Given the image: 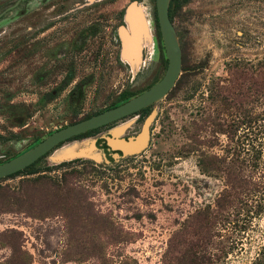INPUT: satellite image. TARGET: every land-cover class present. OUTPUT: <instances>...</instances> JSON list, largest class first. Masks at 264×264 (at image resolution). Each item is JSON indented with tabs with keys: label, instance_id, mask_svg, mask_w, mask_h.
Returning <instances> with one entry per match:
<instances>
[{
	"label": "rangeland",
	"instance_id": "1",
	"mask_svg": "<svg viewBox=\"0 0 264 264\" xmlns=\"http://www.w3.org/2000/svg\"><path fill=\"white\" fill-rule=\"evenodd\" d=\"M126 2L27 0L3 14L0 163L163 75L155 39L139 71L121 59L117 10L136 1ZM137 3L155 37L151 1ZM173 22L180 75L125 131L152 113L146 146L108 161L56 162L52 151L35 172L0 179V264H264V0H186ZM242 110L258 120L238 130H248L239 172L227 127ZM202 152L214 168L202 170Z\"/></svg>",
	"mask_w": 264,
	"mask_h": 264
},
{
	"label": "water",
	"instance_id": "2",
	"mask_svg": "<svg viewBox=\"0 0 264 264\" xmlns=\"http://www.w3.org/2000/svg\"><path fill=\"white\" fill-rule=\"evenodd\" d=\"M169 3L170 0H156L155 4L162 44L165 51V57L167 59V65L162 77L144 91L132 96L124 102L89 117L60 127L59 129L45 136L33 147L7 161L0 163V179L8 177L11 174L31 165L41 156L45 155L50 150L74 136L106 125L131 113H135L142 108L155 104L173 88L181 72L182 47L179 43V38L174 23L169 17ZM151 37L153 39L152 31ZM122 40L124 50V47L131 44L130 38L126 31L122 35ZM152 118L153 114L150 113L145 118L140 131L135 135L129 136L128 138L121 137L120 135L113 136L108 134L104 135L102 138L106 141V144L111 149L120 150L122 152V156L135 154L141 151L147 144L149 138V125L152 121ZM96 150H99V147L96 146L95 140H93L89 150L87 151ZM99 152H101L102 160L108 161L105 153L102 152V150ZM113 157L118 159L120 155L115 153Z\"/></svg>",
	"mask_w": 264,
	"mask_h": 264
},
{
	"label": "bare ground",
	"instance_id": "3",
	"mask_svg": "<svg viewBox=\"0 0 264 264\" xmlns=\"http://www.w3.org/2000/svg\"><path fill=\"white\" fill-rule=\"evenodd\" d=\"M125 22L127 26L122 27L121 32L122 35L123 33H125V31L128 33L131 44L124 47L123 50L124 60L130 61V63L132 64L133 71L137 72L142 63V55H141V52L143 51L142 49L144 48L145 45H150L151 39L149 36L147 21L144 17V14L141 12L138 5L136 4V2H134L128 8L127 14L125 16ZM112 135L119 136L116 133ZM93 140H94L93 138H87L84 140H75V141H80L82 143L81 147L78 150H74L70 148L68 143L66 142L65 145L62 144L64 146L60 145L62 147L59 146L60 148L58 147H57L58 149L56 148L57 150L55 151L53 158L56 162H59L66 158L75 155H80L84 157L94 158L96 161H102L101 152H99V150L87 151L89 150Z\"/></svg>",
	"mask_w": 264,
	"mask_h": 264
},
{
	"label": "flooded vegetation",
	"instance_id": "4",
	"mask_svg": "<svg viewBox=\"0 0 264 264\" xmlns=\"http://www.w3.org/2000/svg\"><path fill=\"white\" fill-rule=\"evenodd\" d=\"M22 1H27V0H15L14 1V3L12 4V5H10V6H8L7 8H5V9H3V10H1L0 11V19L1 18H3V14L6 12V11H8V10H10L11 8H13V7H15V6H17L20 2H22ZM83 0H73V5H75V6H77V8H81V7H83V6H85V5H89L91 2H92V0H87V1H89L88 3H83L82 2ZM111 1H115V0H111ZM132 1H136V4L138 5V1H141V0H127V5L128 4H130ZM143 2H145V3H147L148 2V0H142ZM149 1H151V3H152V6H153V21H154V30H155V37H153V39H152V37H151V29H150V26H149V23H148V19H147V13L146 14H144V17H145V19H146V21H147V25H148V29H149V36H150V39H151V43H150V45H145L144 46V48H149L150 49V47H152L153 46V40L155 39V41H157V33H156V24H155V14H156V0H149ZM148 4V3H147ZM149 6V5H148ZM124 7H125V5H123L120 9H118L117 10V20L118 21H122L123 22V26L122 27H125V26H127L126 25V22H125V16H126V12L128 11L127 9H126V11L124 10ZM138 7H139V5H138ZM140 9V8H139ZM142 12V11H141ZM169 13V12H168ZM127 17H128V15H127ZM156 17H157V15H156ZM158 21V20H157ZM173 21V20H172ZM174 23V22H173ZM159 26V25H158ZM122 27H120L119 28V31H118V37L120 38V40H122V32H121V30H122ZM122 43H123V40H122ZM143 48V49H144ZM142 49V50H143ZM164 53H165V51H164ZM141 55H142V52H141ZM121 59L124 61V56H122L121 55ZM142 60H143V56H142ZM128 63H129V65L132 67V64L130 63V61H128V60H126ZM141 65H142V63H141ZM141 65H140V67H141ZM167 65V64H166ZM140 67H139V69H140ZM166 68V67H165ZM133 69V68H132ZM139 69H138V71H139ZM165 71V70H164ZM164 74V73H163ZM162 77V76H161ZM160 77V78H161ZM159 78V79H160ZM158 79V80H159ZM156 82V81H155ZM154 82V83H155ZM151 86V85H150ZM149 86V87H150ZM147 89V88H146ZM145 90V89H144ZM144 90H142V91H144ZM142 91H140V92H142ZM58 92V91H57ZM140 92H137V93H135L134 95H136V94H138V93H140ZM133 95V96H134ZM132 96H130V97H128L127 99H129V98H131ZM122 99V98H121ZM127 99H122V102H124L125 100H127ZM122 102H120V103H122ZM120 103H118V104H120ZM118 104H114L113 106H111V107H114V106H116V105H118ZM154 105V104H153ZM153 105H150V106H147V107H149V111H150V108L153 106ZM110 107V108H111ZM147 107H145V108H147ZM109 109V108H108ZM142 109H144V108H142ZM142 109H140L139 111H137V112H135V113H131V114H129V115H127V116H125V117H122V118H120V119H118V120H116V121H113V122H111V123H108V124H106V125H103V126H100V127H97V128H94V129H91V130H97V131H95L93 134H86V135H84V136H79V135H82V134H85V133H87L88 131H91V130H88V131H86L85 133H81V134H79V135H77V136H74V137H72V138H70L69 140H67V141H65V142H63V143H61L60 145H62V144H64L65 145V143L67 142V143H69V141L70 142H72V141H75V140H84V139H87V138H93V137H98V136H100L99 135V129L101 128V127H107L106 129H105V133L104 134H106V133H108L109 135H112V134H118V135H120L121 137H124V138H128L129 136H132V135H135L136 133H138L139 131H135V132H133V133H126L125 131H127L128 130V128L132 125V123L134 122V116H137L138 115V117L139 116H144V115H147L148 113H149V111L146 113V114H143L142 112H140ZM104 111V110H103ZM101 112V111H100ZM97 113H99V112H97ZM96 114V113H95ZM94 115V114H93ZM91 116V115H90ZM87 117H89V116H87ZM84 118H86V117H84ZM83 119V118H82ZM124 119H126V120H124ZM81 120V119H80ZM78 121V120H77ZM119 121V122H118ZM75 122V121H74ZM116 122H118V124H115ZM73 123V122H72ZM59 129V128H58ZM55 131V130H54ZM124 132V133H123ZM42 140V139H41ZM40 140V141H41ZM96 140H99V142L97 143V147H99V151L100 150H102V152H104V153H113V155L115 154V153H118L119 155H120V157H123L122 156V152L120 151V150H113V149H111L107 144H106V141L103 139V138H97V139H95V141ZM39 141V142H40ZM60 145H58L57 147L58 148H60V147H62V146H64V145H62V146H60ZM60 146V147H59ZM57 147H55L54 149H52V150H50L49 152H47L45 155H43V156H41V157H48V155L54 150V153H55V151L58 149ZM57 148V149H56ZM28 150V149H27ZM26 151V150H25ZM23 153V152H22ZM19 154H21V153H19ZM19 154H17V155H19ZM17 155H15V156H17ZM15 156H13V157H15ZM13 157H11V158H13ZM40 157V158H41ZM11 158H9V159H11ZM39 158V159H40ZM44 158H42V159H44ZM8 159V160H9ZM38 159V160H39ZM7 161V160H6ZM37 161V160H36ZM35 161V162H36ZM2 163V162H1ZM26 168V167H25ZM24 168V169H25ZM23 170V169H22ZM14 174V173H13ZM12 175V174H11ZM9 177V176H8Z\"/></svg>",
	"mask_w": 264,
	"mask_h": 264
},
{
	"label": "trees",
	"instance_id": "5",
	"mask_svg": "<svg viewBox=\"0 0 264 264\" xmlns=\"http://www.w3.org/2000/svg\"><path fill=\"white\" fill-rule=\"evenodd\" d=\"M182 1H186V0H170L168 12H169V17L171 20H173L174 12L179 7V5L181 4ZM155 24H156V33H157L156 34L157 35V44H159L161 46V49H164L156 14H155ZM165 62L167 63V59H165ZM134 94L135 93L123 95L122 99H127L128 97L133 96ZM238 94L243 95V96H247V94L242 92V91H240ZM148 111H149V107L142 109L140 112H142L143 114H146ZM240 112H242V114H241L242 117L237 118L235 121L231 122L227 127V131L231 134L232 138L234 136H236V140L233 144L232 149H233V154L235 155L234 164L236 165L237 169H239V172H241L242 166L245 165V163L247 162V159L245 157H241V152H242V149L244 147L243 146L244 140L247 139L248 134L246 132L248 130L245 131V129H243V133L239 134V135H238V130L241 127H244V128L246 127L248 129H250L252 127L253 123L258 120V115H254L253 112H249L247 110H242ZM95 131H97V130H91V131H88L87 133L79 135V136H84L86 134H93ZM42 158H44V157H41L39 160H37L36 162L27 166L25 169L20 170V171L14 173L12 175H17V174L24 172V171L35 172L36 169H34V166ZM215 159L216 158H214V156L208 155L207 153L202 152V155H201L200 160H199V164H200L202 170L214 168ZM257 160H258V156H257V154H255V156H253V158H251L249 161H251L252 166H257L258 165ZM12 175H10V176H12ZM261 209H262V206L257 205L256 210L260 211Z\"/></svg>",
	"mask_w": 264,
	"mask_h": 264
}]
</instances>
